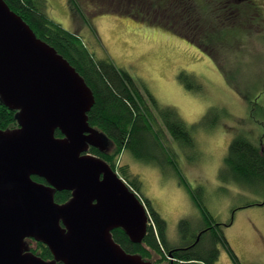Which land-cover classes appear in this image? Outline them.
I'll use <instances>...</instances> for the list:
<instances>
[{
    "label": "water",
    "instance_id": "obj_1",
    "mask_svg": "<svg viewBox=\"0 0 264 264\" xmlns=\"http://www.w3.org/2000/svg\"><path fill=\"white\" fill-rule=\"evenodd\" d=\"M0 103L18 125L0 128V264H154L113 237L122 229L142 244L150 219L109 163L88 154L114 147L90 124L93 91L4 0ZM64 191L70 200L57 202ZM28 240L45 244L53 260L29 252Z\"/></svg>",
    "mask_w": 264,
    "mask_h": 264
},
{
    "label": "rangeland",
    "instance_id": "obj_2",
    "mask_svg": "<svg viewBox=\"0 0 264 264\" xmlns=\"http://www.w3.org/2000/svg\"><path fill=\"white\" fill-rule=\"evenodd\" d=\"M47 3L49 17L66 27L62 17L65 0ZM93 6L101 7L99 3ZM93 19L83 31L90 50L129 71L142 92L148 91L160 106L175 108L195 140L193 150L179 145L158 121L156 129L173 168L166 162L167 166L143 163L127 150L114 160V168L120 175L140 180V193L167 221L172 245L180 244L178 224L182 219L193 222L195 231L204 228L206 221L181 186L179 171L213 223L225 224L234 218L225 231L239 263L221 247L218 264H264V205L242 208L263 202L264 193L235 185L226 171H221L236 133H244L257 143L264 141V34L252 36L233 55H224L220 65L232 78L226 79L209 56L164 29L114 14Z\"/></svg>",
    "mask_w": 264,
    "mask_h": 264
},
{
    "label": "trees",
    "instance_id": "obj_3",
    "mask_svg": "<svg viewBox=\"0 0 264 264\" xmlns=\"http://www.w3.org/2000/svg\"><path fill=\"white\" fill-rule=\"evenodd\" d=\"M4 1L22 17L39 39L69 61L93 91L95 105L89 113L90 124L104 132L114 147L111 153L105 155L96 149L91 152L109 163L115 171L113 162H116L124 150L143 163L157 166L169 164L173 168L167 157L169 153L163 138L156 129L158 121L179 145L193 150L195 140L175 108L160 106L148 91L142 92L129 71L119 68L108 56L98 58L90 50L83 31L86 26L93 24L94 17L114 14L164 29L187 40L209 56L226 79L232 78L220 65L224 61V55L240 51L252 36L260 34L264 29V22L261 20L264 14L262 0H68L72 30L68 25L65 27L49 17L50 6L47 0ZM97 3L101 5L100 8L93 6ZM93 34L96 36V33ZM184 78L181 75V79ZM15 125V113L0 103V128ZM57 135L60 136V133L57 132ZM256 141L244 133H236L221 171H226L235 185L260 194L264 193V141ZM177 172L181 186L185 187L206 219L203 222L205 227L195 231L193 222L188 218L182 219L178 224L180 244L172 245L167 221L155 209L151 200L140 193L143 191L140 180L121 173L147 208L150 220L142 244L131 243L122 229L113 232L115 241L129 253L150 255L149 259L143 258L154 264H159L156 260L159 257L171 258L168 261L172 264H218L221 247L228 249L239 263L225 231L233 225L234 218L225 224L213 223L203 209L206 208L205 205L201 206L195 191L185 184L180 172ZM70 198L69 191L57 193L55 197L59 203H65ZM255 205H264V201L247 204L242 208ZM49 256V250L45 249L42 258L49 259Z\"/></svg>",
    "mask_w": 264,
    "mask_h": 264
},
{
    "label": "flooded vegetation",
    "instance_id": "obj_4",
    "mask_svg": "<svg viewBox=\"0 0 264 264\" xmlns=\"http://www.w3.org/2000/svg\"><path fill=\"white\" fill-rule=\"evenodd\" d=\"M261 20L264 22V14H263L262 17H261ZM260 34H264V29L262 30V32H261ZM260 34H259V35H260ZM259 97H260V96H259ZM92 149H96V150H98L97 148L91 147L90 150H89V152H88V154L100 158L96 153H92V152H91ZM98 151H99L100 153L104 154V155L106 154V153H104V152H102V151H100V150H98ZM33 179L36 180V181L43 182V180H42V179L39 180L40 178H38V177H33ZM27 243H28V247H29V252H31V253H33V254H35V255L41 257V258H42V256L45 254V249H48V247H47L45 244L40 243V242H36L35 240H28ZM48 250H49L51 256H49V259H48V258H47V259L45 258L44 260H53L54 257H53V255H52L50 249H48ZM169 259H170V258H167V257L164 258V259L159 257V258L157 259V262H158L159 264H172L170 261H168Z\"/></svg>",
    "mask_w": 264,
    "mask_h": 264
},
{
    "label": "crops",
    "instance_id": "obj_5",
    "mask_svg": "<svg viewBox=\"0 0 264 264\" xmlns=\"http://www.w3.org/2000/svg\"><path fill=\"white\" fill-rule=\"evenodd\" d=\"M65 2L67 3V7L65 8V14L62 15L63 19H64V22L66 21L67 24L66 26L68 25V28L70 27V29L72 30V18H71V14H70V9H69V5H68V0H65ZM65 22V23H66ZM242 235V234H241Z\"/></svg>",
    "mask_w": 264,
    "mask_h": 264
},
{
    "label": "bare ground",
    "instance_id": "obj_6",
    "mask_svg": "<svg viewBox=\"0 0 264 264\" xmlns=\"http://www.w3.org/2000/svg\"><path fill=\"white\" fill-rule=\"evenodd\" d=\"M18 125H17V123H16V125L15 126H13V127H10V128H14V127H17ZM10 128H5V129H3V130H7V129H10Z\"/></svg>",
    "mask_w": 264,
    "mask_h": 264
},
{
    "label": "built area",
    "instance_id": "obj_7",
    "mask_svg": "<svg viewBox=\"0 0 264 264\" xmlns=\"http://www.w3.org/2000/svg\"><path fill=\"white\" fill-rule=\"evenodd\" d=\"M116 170H117L116 172L119 174V172H118V169H116ZM119 175H120V174H119ZM120 176H121V175H120ZM121 178L123 179V177H122V176H121ZM123 180H124V179H123ZM124 181H125V180H124Z\"/></svg>",
    "mask_w": 264,
    "mask_h": 264
}]
</instances>
